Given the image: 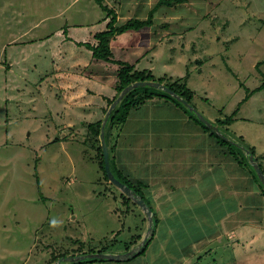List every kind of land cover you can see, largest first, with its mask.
Here are the masks:
<instances>
[{"label": "rangeland", "instance_id": "1", "mask_svg": "<svg viewBox=\"0 0 264 264\" xmlns=\"http://www.w3.org/2000/svg\"><path fill=\"white\" fill-rule=\"evenodd\" d=\"M64 1L70 21L42 22L30 21L41 9L38 0H0V264H44L53 250L67 256L124 253L136 226L142 225L143 236L148 227L139 204L129 203L134 208L125 212L123 191L107 182L96 149L84 143L86 125L105 117L104 96L116 94L118 64L95 59L77 42L94 41L107 28V11L97 0ZM157 1L104 0L119 23L147 17ZM56 7L52 2L46 8L54 13ZM26 27L31 33L25 35ZM113 46L115 58L152 69L150 81H185L193 96L184 105L229 140L253 147L264 168V88L244 101L264 81V0L161 6L152 25L124 32ZM153 104L129 116L127 132L137 131L131 144L118 138L129 158L120 147L111 148V158L117 153L133 177L148 179L144 191L161 218L156 236L133 258L80 264H173L178 258L184 264H264V197L251 177L180 105L182 113ZM239 104L235 120L225 122ZM179 122L190 127L183 129V143L160 153L155 147L180 137ZM192 170L196 177H181ZM214 181L222 185L214 188ZM233 187L237 197L223 192L235 193ZM253 196L260 202L257 217Z\"/></svg>", "mask_w": 264, "mask_h": 264}, {"label": "trees", "instance_id": "2", "mask_svg": "<svg viewBox=\"0 0 264 264\" xmlns=\"http://www.w3.org/2000/svg\"><path fill=\"white\" fill-rule=\"evenodd\" d=\"M189 0H158L154 7L149 10L147 17L142 18L139 16H131L127 18L124 22L119 23L118 19V13L116 9L108 5L104 2V0H97V2L100 4V6L107 11V28L103 31L96 32L95 33V40L94 41H78L77 43L79 45H85L87 48H89L92 53L93 57L97 60L107 61V62H113L115 64H118L116 69L117 79L114 84V89L116 91V94L113 96L105 95L106 105L103 106L102 112L106 115V112L108 111L110 105L113 103L114 100L119 96V94L122 92V90L130 85L131 83L139 80H153L151 78L152 69H138L136 68V64L123 60L121 58H115L113 48L111 47V39L116 36L117 34L124 33L126 31L130 30H141L145 28L146 26H150L153 24L155 12L161 7V6H167L170 7L177 4H183L186 3ZM259 64V62H258ZM257 64V65H258ZM182 76L181 79H185L186 76ZM159 82H163L162 79L158 80ZM176 84V85H175ZM171 89H173L175 92H177L179 95H181L183 98L187 100L188 103L192 104V96L193 91L187 87L185 84V81L175 80L171 84H166ZM150 85H146L144 88L143 85H138L131 90H129L122 99L116 104V106L112 109L110 112L108 119L105 124V139L109 147V153H110V165L113 173L115 176L129 185L133 190H135L139 195H141L147 204L153 209L154 213V223L153 227L154 230L146 240L145 244L142 246L140 251H138L134 256H138L141 253H145L147 248L149 247L151 241L156 236V230L158 225L161 223L160 215L157 213L155 207L153 204H151L147 197L146 192L144 191L145 188L149 187V183L147 179H142L140 177H133L132 174L127 171V167L123 164H119L117 160V153L114 154L113 158H111V148L116 149L118 147V138L121 136L124 125L129 120V116L132 115V112L138 108H142L148 101L153 100V102L156 103H174L176 105H180L185 112L189 115L190 118H194L195 121L199 124H202L205 131H210L211 135H214V137L217 139L218 145L223 146L226 148L225 152L229 153V155L236 161L238 164V167L242 170V174L247 173L251 177V182L254 185V189L257 190V193L260 192V194L264 197V182L262 181L260 175L256 171L254 164L252 160L250 159V154L252 153L254 155V159L259 163L258 157L255 155V152L253 150V147L247 149V146L241 147L239 144H242L240 141L235 143V139L233 141L228 139L227 134L220 129L218 125H208L202 119H200V116L197 112H194V109L191 111L190 108L186 105H184V102L178 99L175 95L171 94L168 91L161 92L158 88L155 87H149ZM153 88V89H152ZM264 88V81L257 87L253 89H249L247 95L244 98V101L247 100L253 93H255L258 90H261ZM241 104V102H240ZM240 104L237 106V108L233 111L232 115L226 116L224 119L225 122L231 124L235 120V114L240 110ZM196 107V106H194ZM104 118H98L95 121H91L86 125L87 128V135L84 139V143L89 144L94 149H96L97 156H98V163L100 165V168L103 171V174L107 180L109 181V177L106 173L105 169V160H104V153H103V146L101 142V129L103 125ZM118 133H115V132ZM115 133V134H114ZM109 137V139H108ZM111 138V139H110ZM110 141V143H109ZM228 144L234 145L235 148L229 147ZM225 145V146H224ZM228 148V149H227ZM114 165V166H113ZM260 167L263 169V166L261 163H259ZM245 172V173H244ZM244 185V184H243ZM248 186V185H247ZM247 190H249L247 188ZM115 192V190H113ZM254 193H251L253 195ZM119 195L123 196L125 200H123V203H132L135 207L138 203L132 199V197L127 196L124 192H121ZM245 197L247 202L248 199H250V196ZM231 197H234L235 195H230ZM260 196V195H259ZM237 197V196H235ZM129 198V200H127ZM248 198V199H247ZM256 199V198H254ZM132 204H129L126 211L131 212L134 208ZM237 208V207H236ZM235 208V209H236ZM147 216V215H146ZM148 218L145 217V221H147ZM148 228V227H147ZM146 228V229H147ZM145 229V230H146ZM147 231V230H146ZM143 227L141 224L136 226V230H134L133 234L131 235V240L126 241V249L129 251L133 249L132 246L136 247L138 243L141 242L143 239ZM127 250L125 252H127ZM87 252H93L96 251L89 250ZM97 252L100 253H106L104 250H97ZM79 253H86V250H80ZM68 254H64L63 252H58L53 250L50 254V257L46 259V263L44 264H53L55 261L60 259L62 256H67ZM75 255V254H74ZM131 257V258H133ZM107 260L105 258H86L83 260L78 261H64L61 262V264H80L83 262H95V261H103ZM116 260V259H113Z\"/></svg>", "mask_w": 264, "mask_h": 264}, {"label": "water", "instance_id": "3", "mask_svg": "<svg viewBox=\"0 0 264 264\" xmlns=\"http://www.w3.org/2000/svg\"><path fill=\"white\" fill-rule=\"evenodd\" d=\"M153 85V86H158L160 88H163L164 90L170 92L171 94L175 95L178 99L181 101L188 103L185 98H183L181 95H179L177 92H175L173 89H171L169 86L163 84L162 82L159 81H149V80H139L131 83L130 85L126 86L120 95L116 98V100L113 101V103L110 105L108 111L106 112L105 119L103 121L102 129H101V142L103 146V153H104V160H105V169L106 173L109 177V180L117 185L123 192H125L128 196L132 197L133 200H135L145 211L147 217H148V228L147 231L141 240L140 243L130 251L124 252V253H118V254H107V253H100V252H95V253H82L78 255H73V256H65L57 261H55L53 264H61L62 261H78V260H83L86 258H105V259H126L129 258L133 255H135L142 246L145 244L146 240L150 236V234L153 232L154 227V213L153 209L147 204L145 199L139 195L135 190H133L129 185L118 179L115 174L113 173L110 165V153H109V147L105 139V124L108 119V116L112 109L116 106V104L122 99V97L132 88L138 86V85ZM196 111V110H195ZM198 115L200 116V119L204 121L206 124L211 125L210 122L199 112H197ZM250 159L252 160L254 167L258 174L260 175L262 181L264 182V171L260 167L259 163L254 159V155L251 153L250 154Z\"/></svg>", "mask_w": 264, "mask_h": 264}, {"label": "crops", "instance_id": "4", "mask_svg": "<svg viewBox=\"0 0 264 264\" xmlns=\"http://www.w3.org/2000/svg\"><path fill=\"white\" fill-rule=\"evenodd\" d=\"M52 2L53 3H55V5H58V7H56V10H55V12L53 13L52 11H49L46 7H48V5H51L52 4ZM35 5H41V6H39V8H41L40 9V11H38V13L37 14H35L34 16L35 17H33V19L32 20H30V21H42V22H44V21H51V19L53 20V19H57V17L58 18H63V20L64 21H70V20H68V15L66 14V11L68 10L66 7H67V5L65 4V1L63 0H41V1H39L38 0V3H36ZM46 5V6H45ZM43 6L45 7V8H43ZM62 6H63V8H62ZM43 8V9H42ZM48 10V11H47ZM22 13H23V11H22ZM64 15V17H62ZM40 24V23H39ZM66 24L67 23H65V25H64V27L66 26ZM23 34H25L26 35V33H28V32H30L31 33V31H29V28L28 27H26L25 29H23ZM22 34V35H23ZM122 35H123V33H121V34H117L116 36H114L112 39H111V47L113 48L114 46H113V43H114V41H116V39L117 38H119V37H122ZM79 41H82V40H79ZM124 44H127L126 42H123ZM78 44V43H77ZM122 44V43H121ZM79 45V44H78ZM113 51L115 52V49L113 48ZM115 54V53H114ZM152 102H153V100H152ZM154 104L153 105H150L151 107L153 106V108L155 109V110H163V109H168V107L169 106H171L172 105V107L173 108H177V110L179 109L180 111H181V113H182V109L181 108H179V106L178 105H176V106H174L175 104H173V103H170V102H168V103H156V102H153ZM145 106V105H144ZM150 106H147L146 107V109H142V111H149V109L151 108ZM179 111V112H180ZM134 112H137V109L136 110H134L133 112H132V115H133V113ZM184 113V115L186 116V117H189L188 115H187V113L185 112V110L183 111ZM131 115V116H132ZM170 122V121H169ZM168 122V123H169ZM186 123L184 122V126H183V124L181 125V123L179 122V125H180V128L177 130V133H179V136L180 137H176V141L175 142H173V144L172 143H169V145L168 146H165V144H163V145H160L159 147H155V149H159V150H162L160 153H164L165 151H167V149H170V146H180L182 143H183V141H182V139H183V137H184V132H186V131H183V129L184 128H187V130L190 128V127H188V126H186L185 125ZM197 127V125H195V128ZM193 129L192 131H193V133H194V135L195 136H198L197 135V133H196V129ZM200 128V127H199ZM137 131H135V133H136ZM123 134H121V136L120 137H124L126 140V142L128 143V144H131V142H132V139H134L133 138V136H134V134H129L128 132H127V127H126V124L124 125V128H123V132H122ZM171 138V137H170ZM188 137H186V139H187ZM169 139V138H168ZM172 139V138H171ZM165 140H167V139H165ZM165 140H162V141H160V142H165ZM158 143V142H157ZM118 147H120L123 151V156H127L128 158H129V155H128V149H123L122 148V146L120 145V146H118ZM118 147H117V149H118ZM204 147V146H203ZM199 150L201 151V150H203V156L205 155V148H200L199 147ZM120 151V150H119ZM139 153H141V150H140V152H136L135 153V155L137 154H139ZM193 153V152H192ZM160 156H161V154H160ZM148 158V157H147ZM117 160L119 161V156L117 157ZM148 160V159H147ZM146 160V161H147ZM135 161V163H138V165H142L140 162H138V161H136V160H134ZM157 161V160H156ZM198 167V166H197ZM199 169V168H198ZM198 169H195V170H198ZM165 170H168V169H165ZM155 171H156V169H155ZM147 172V171H146ZM196 173H197V171H194V170H192V171H189V172H185V173H182V176L181 177H183V176H188V177H196L195 175H196ZM243 175V174H242ZM174 178H175V181H176V176H173ZM148 180V179H147ZM179 182H183L182 180L181 181H179ZM215 182V181H214ZM212 185H214L213 187L215 188V187H218V186H221L222 184H220V183H218V182H215V183H213ZM243 186V184H239V185H237L236 187H242ZM233 189L235 190V191H233V192H235V193H232V192H229V190H223V192L224 193H227V194H230V195H234V194H236L237 193V188H235V187H233ZM213 190V189H212ZM222 191V190H221ZM213 193V192H212ZM213 196V194H209V195H207V200H210L211 199V197ZM254 198H256V196H253V200H252V202H253V204H257V206H256V208H255V210H252V211H255V213H253V214H260V209H259V205H260V202H259V199L258 198H256V199H254ZM248 199V198H247ZM152 200V199H151ZM246 202H247V200H246ZM238 205V204H237ZM240 208H242V205H238V207L236 208V210H239ZM229 214H227L226 216H224V217H227ZM251 216V215H250ZM256 217H257V215H256ZM228 218V217H227ZM227 218H223V219H225V221H226V223H227V226L229 225V220H228V222H227ZM253 221V220H252ZM230 228L231 229H233L234 228V224L233 223H230ZM264 229V226L262 227V230ZM233 231L234 230H232V233H233ZM235 234V233H234ZM187 258H189V260H190V257H187ZM112 261H114L113 259H111ZM180 260H184L183 258L182 259H180V258H178L176 261H173L174 263L173 264H184V262L186 261V260H184L182 263H181V261ZM116 261V260H115ZM118 261V260H117ZM95 262H97V261H95ZM246 264H251L248 260H247V263ZM253 264H257L256 262H253Z\"/></svg>", "mask_w": 264, "mask_h": 264}]
</instances>
